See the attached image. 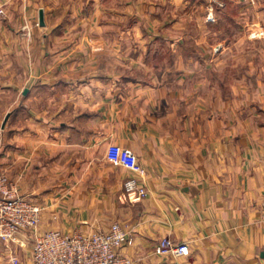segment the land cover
I'll use <instances>...</instances> for the list:
<instances>
[{"label":"crops","instance_id":"1","mask_svg":"<svg viewBox=\"0 0 264 264\" xmlns=\"http://www.w3.org/2000/svg\"><path fill=\"white\" fill-rule=\"evenodd\" d=\"M1 5L0 173L41 213L0 264L112 223L132 264H264V0Z\"/></svg>","mask_w":264,"mask_h":264},{"label":"built area","instance_id":"2","mask_svg":"<svg viewBox=\"0 0 264 264\" xmlns=\"http://www.w3.org/2000/svg\"><path fill=\"white\" fill-rule=\"evenodd\" d=\"M22 31L29 37V30ZM125 195L139 199L147 191L135 179L123 183ZM41 209L22 197L14 181L0 173V242H15L16 236L36 231L40 222ZM132 243L131 232L119 223H112L106 231L63 234L49 230L33 239L31 264H132V261L118 253V249ZM155 253L172 258L186 257L188 247L177 244L169 238L161 239L155 246Z\"/></svg>","mask_w":264,"mask_h":264},{"label":"water","instance_id":"3","mask_svg":"<svg viewBox=\"0 0 264 264\" xmlns=\"http://www.w3.org/2000/svg\"><path fill=\"white\" fill-rule=\"evenodd\" d=\"M38 25L40 27H43L44 26V22H43V11L42 10H40L39 11V14H38ZM7 119H8V115H6V117H5L4 121H3L2 128L4 127Z\"/></svg>","mask_w":264,"mask_h":264},{"label":"rangeland","instance_id":"4","mask_svg":"<svg viewBox=\"0 0 264 264\" xmlns=\"http://www.w3.org/2000/svg\"><path fill=\"white\" fill-rule=\"evenodd\" d=\"M2 15H3V6L1 5L0 6V16H2ZM23 27H26V25H24ZM24 34H26V32ZM32 232L33 231H28L27 233H23L22 235H31L30 233H32Z\"/></svg>","mask_w":264,"mask_h":264}]
</instances>
